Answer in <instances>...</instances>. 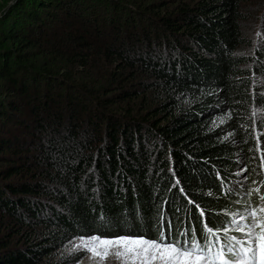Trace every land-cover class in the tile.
<instances>
[{
    "label": "trees",
    "instance_id": "obj_1",
    "mask_svg": "<svg viewBox=\"0 0 264 264\" xmlns=\"http://www.w3.org/2000/svg\"><path fill=\"white\" fill-rule=\"evenodd\" d=\"M3 1L0 264L264 222V0Z\"/></svg>",
    "mask_w": 264,
    "mask_h": 264
},
{
    "label": "snow or ice",
    "instance_id": "obj_2",
    "mask_svg": "<svg viewBox=\"0 0 264 264\" xmlns=\"http://www.w3.org/2000/svg\"><path fill=\"white\" fill-rule=\"evenodd\" d=\"M250 215L254 218V223L247 226V230L244 227L238 229L247 238L234 243L230 240L226 251L216 253L215 257L211 252V241L202 244L190 239L180 243L163 234L157 240L144 237L122 236L109 239L93 236L81 239L77 247L86 249L93 257H100L101 260L109 255L110 249H117V254L131 260L132 264H215V260H220L221 264H229L225 257L237 254L238 258L231 264H264V222L256 217L255 211ZM257 228L260 231L257 232ZM209 234L214 235L211 230Z\"/></svg>",
    "mask_w": 264,
    "mask_h": 264
},
{
    "label": "rangeland",
    "instance_id": "obj_3",
    "mask_svg": "<svg viewBox=\"0 0 264 264\" xmlns=\"http://www.w3.org/2000/svg\"><path fill=\"white\" fill-rule=\"evenodd\" d=\"M1 1H3V0H0V4H2V3H4V1L3 2H1ZM6 1V0H5ZM8 4V1H7V3H5L4 4V6H3V8L1 9L0 8V15H1V13H2V11L4 10V8L6 7V5ZM108 14V13H107ZM255 37H256V39H258V38H261V40H262V37H263V34H261L260 33V30H256L255 31ZM255 41V40H254ZM242 169H239L238 170V175H239V177L242 175V171H241ZM239 177H237V182H236V184H238V187L239 188H241L244 192H245V184H242L241 183V177H240V179H239ZM235 189H237V185L234 187ZM242 195V194H241ZM242 196H240V197H238V200L237 201H240V200H242V198H241ZM242 209H245L244 211H243V213H241L240 212V210L241 209H239V212L240 213H237V214H232V215H228V217H231V216H233V222L231 221V222H228L227 224H225V230H226V232L227 233H224L223 235H226L227 237H229V238H231L232 240H233V238H234V240L233 241H236V240H245L247 237H246V235H245V233L244 232H241V231H239L238 229L239 228H241V227H244L245 228V230H247V226H250V225H252L253 223H254V218L252 217H248V215H247V212H249L250 213V208H242ZM242 211V210H241ZM225 212V211H224ZM237 212V211H236ZM235 212V213H236ZM226 215V219H227V214H225ZM228 221V220H227ZM243 222H246V223H248L249 225H247V226H244L243 225ZM205 223V222H204ZM160 230V232H159V235H158V238L163 234L164 236H165V233L163 232V230H162V228H160L159 229ZM215 230H217V231H219V229H215ZM184 231V230H183ZM256 231L258 232V231H260V230H257L256 229ZM208 232V233H207ZM189 233V232H188ZM184 234V232H180V233H178L176 236H173V237H170L169 236V239L170 240H173V241H177V242H182V243H184L186 240H190V239H198L199 241H200V243H204L205 241H204V239L202 238V237H200V238H198V236L197 235H195V233H194V231H193V229L192 230H190V233L189 234ZM193 233H194V235H193ZM211 233H213L214 235H210L209 234V230L208 229H206V235H208L207 236V243L209 242V241H215L216 243H218L219 244V242L220 243H222L219 239H218V237H217V234L216 233H214L213 231L211 232ZM93 237V236H92ZM122 237V236H121ZM123 237H129V236H123ZM166 237V236H165ZM175 237V238H174ZM88 238H90V237H87V238H79V239H75V240H73L70 244H69V246L67 247V249H65L66 251H69V252H72V253H74V252H77V251H81V252H83L84 253V256H83V258L78 262V263H76V264H132V262H131V260H126L125 259V257L124 256H121V255H118L117 254V249H110L109 250V255L105 258V259H103V260H101L100 259V257H93L92 256V254L89 252V251H87L86 249H83V248H80V247H77L78 245H80V243H81V239H88ZM101 238V237H100ZM117 238V237H116ZM110 239V238H109ZM229 245V244H228ZM227 245V246H228ZM238 247V246H237ZM223 249L226 251V245H224L223 244ZM219 252V250L217 251V252H212V254H213V256L215 257V255H216V253H218ZM232 261H234V260H236L237 258H238V256H236V255H229L228 256ZM217 261H219L220 263H221V261L220 260H217ZM215 264H217V263H215Z\"/></svg>",
    "mask_w": 264,
    "mask_h": 264
}]
</instances>
